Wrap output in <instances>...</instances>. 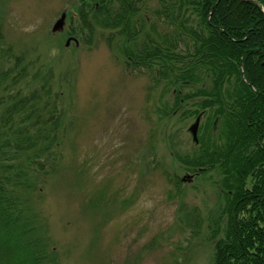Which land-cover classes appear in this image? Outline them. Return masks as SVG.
Wrapping results in <instances>:
<instances>
[{"label": "trees", "instance_id": "16d2710c", "mask_svg": "<svg viewBox=\"0 0 264 264\" xmlns=\"http://www.w3.org/2000/svg\"><path fill=\"white\" fill-rule=\"evenodd\" d=\"M72 6L67 34L87 46L98 35L127 71L160 89L159 121L173 113L181 120L199 116L194 149L172 152L216 191L207 219L212 263L264 264V0H78ZM23 70L0 98V264H59L39 203L61 112L47 84L7 91ZM9 73L13 67L0 72V85ZM190 216L196 236L200 215L194 209Z\"/></svg>", "mask_w": 264, "mask_h": 264}, {"label": "rangeland", "instance_id": "374dc122", "mask_svg": "<svg viewBox=\"0 0 264 264\" xmlns=\"http://www.w3.org/2000/svg\"><path fill=\"white\" fill-rule=\"evenodd\" d=\"M77 1L0 0V72L14 68L0 98L20 67L7 91L47 84L61 112L39 203L59 264H213L207 219L216 191L172 152L194 149L195 118L173 113L159 121L160 89L127 71L98 35L91 46L71 38L66 17L76 14Z\"/></svg>", "mask_w": 264, "mask_h": 264}, {"label": "water", "instance_id": "95a60500", "mask_svg": "<svg viewBox=\"0 0 264 264\" xmlns=\"http://www.w3.org/2000/svg\"><path fill=\"white\" fill-rule=\"evenodd\" d=\"M62 20H63V17L59 18V20L54 24L53 28L54 29L59 28L60 27V24L62 23ZM241 76L243 77V70L241 71ZM198 125H199V116L196 117L195 121L189 127V130L191 131L193 140L195 142L197 141V129H198Z\"/></svg>", "mask_w": 264, "mask_h": 264}]
</instances>
